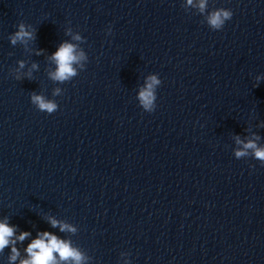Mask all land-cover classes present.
Returning <instances> with one entry per match:
<instances>
[{
  "label": "water",
  "instance_id": "water-1",
  "mask_svg": "<svg viewBox=\"0 0 264 264\" xmlns=\"http://www.w3.org/2000/svg\"><path fill=\"white\" fill-rule=\"evenodd\" d=\"M220 7L233 16L213 30ZM20 22L36 30L26 45L11 42ZM64 41L88 60L60 83L50 57ZM237 137L264 146V0H208L205 13L187 0H0V221L19 251L0 264L28 259L44 231L82 264H264V165L235 157Z\"/></svg>",
  "mask_w": 264,
  "mask_h": 264
},
{
  "label": "clouds",
  "instance_id": "clouds-1",
  "mask_svg": "<svg viewBox=\"0 0 264 264\" xmlns=\"http://www.w3.org/2000/svg\"><path fill=\"white\" fill-rule=\"evenodd\" d=\"M188 5L198 8L200 13H205L208 5V0H198V3L194 4V0H187ZM233 16V11L230 8L220 7L212 10L206 15V22L208 26L213 30H222L226 21L230 20ZM30 26L24 22L18 24V30L11 36L12 44H16L18 41L23 42L25 45L29 40L34 39L36 30H29ZM111 28L108 29L111 34ZM71 33V28L68 29V34ZM73 40L83 42L85 38L81 37L79 33L73 36ZM79 45L76 43L64 41L60 44L58 49L52 53L50 59L55 62L56 68L49 73L50 78L53 81L64 83L70 81L77 75V69L74 65H80V68H84L82 61H87L88 56L83 49H79ZM43 49L37 51V55L43 53ZM25 67V61H19V68ZM33 68L38 65L33 64ZM28 77L31 78V72L29 71ZM21 75L18 73L16 79H21ZM259 79V78H258ZM161 84V80L157 75H151L147 78L146 85L141 88L139 92V101L142 108L147 112L155 111L157 105L156 86ZM60 89H55L53 95H59ZM31 102L38 110L52 114L58 110L59 104L55 100L48 99L43 94H37L33 92L31 94ZM236 143L242 145L235 150L236 158H244L251 154V156L259 160L264 165V146L258 145L256 139H249L246 142L239 137L236 138ZM251 150V151H250ZM50 223L53 227H60L61 231L75 232L76 229L67 223H61L54 217H49ZM31 233L28 231L22 232L18 239L20 241L25 240ZM14 236V226L9 225L7 221H0V250H3L10 243L12 246L11 260L15 261L19 256V251L15 247V241L11 238ZM29 254V258L21 262V264H58L57 255L59 261H71L74 264H82L85 257L81 251L73 247L70 241L60 239L58 236L44 231L37 236L28 245L26 249Z\"/></svg>",
  "mask_w": 264,
  "mask_h": 264
}]
</instances>
